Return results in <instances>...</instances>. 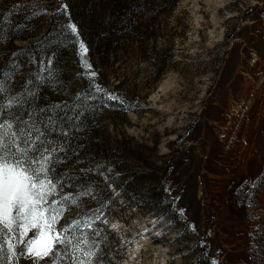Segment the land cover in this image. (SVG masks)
<instances>
[{
	"label": "rangeland",
	"instance_id": "1",
	"mask_svg": "<svg viewBox=\"0 0 264 264\" xmlns=\"http://www.w3.org/2000/svg\"><path fill=\"white\" fill-rule=\"evenodd\" d=\"M164 1L63 0L99 83L139 105L102 107L78 141L86 145L82 157L113 169L112 195L123 202L107 209V225L116 227L103 234L101 247L112 264H260L264 256L253 253L250 233H259L257 252H264V186L254 190L255 203L238 189L264 173V0H174L169 9ZM61 3L0 0V69L24 49L16 77L22 83L36 67L30 57L39 62L55 53V66L71 83L65 95L44 89L53 101L70 100L87 83L74 79L80 67L72 37L57 39L66 22L53 16ZM87 178L103 195L100 177ZM79 199L65 221L99 207ZM178 209L185 214L172 226ZM189 222L195 232L180 236ZM201 240L206 247L197 246Z\"/></svg>",
	"mask_w": 264,
	"mask_h": 264
},
{
	"label": "snow or ice",
	"instance_id": "2",
	"mask_svg": "<svg viewBox=\"0 0 264 264\" xmlns=\"http://www.w3.org/2000/svg\"><path fill=\"white\" fill-rule=\"evenodd\" d=\"M43 11L46 8L34 10V14ZM56 15L66 16L57 39L70 35L76 47L80 71L74 79L87 83L70 100L53 101L42 95L46 88L65 95L66 85L71 83L62 79L63 73L55 66V53L41 57L39 62L35 56L30 57L28 62L36 67L22 83H17L16 77L22 72L19 54L24 49L11 53L5 68L0 69V264H19L21 259H27L29 264L41 261L44 264H112L114 259L101 247L102 242L106 244L103 234L111 233L116 227L107 225V209L112 203L123 204L112 195V185L116 182L111 175L113 169L105 168L94 157H82L86 145L78 141L90 130L86 121L94 122L102 107L127 111L139 105L127 102L118 92H110L99 83V73L88 58L89 47L81 39L79 27L72 21L63 0L53 14ZM5 39L3 21H0V46ZM70 162L88 166L77 171L68 167ZM89 173L100 177L99 183L105 189L103 195L95 193L94 183L87 178ZM261 186H264V173L245 180L238 192L255 203L254 190ZM77 197L78 203L86 204L91 199L99 207L87 208L86 213L78 212L65 221L64 215L71 211ZM175 199L178 197L170 203ZM184 214V209L176 210L172 226L179 224ZM164 215H168V209ZM187 231L195 232V225L186 223L179 235ZM250 238L255 241L251 246L253 253L264 256V252H257L259 233H250ZM197 246L206 247L203 240ZM205 254L202 252V258ZM209 264H218V261L210 259Z\"/></svg>",
	"mask_w": 264,
	"mask_h": 264
},
{
	"label": "trees",
	"instance_id": "3",
	"mask_svg": "<svg viewBox=\"0 0 264 264\" xmlns=\"http://www.w3.org/2000/svg\"><path fill=\"white\" fill-rule=\"evenodd\" d=\"M156 0H153V2H149L147 5L148 6H151L153 3H155ZM165 3H163V8L164 9H169L170 7L172 8L173 7V3H174V0H166L164 1ZM124 7V6H122ZM132 23V22H131ZM63 24V22L60 23V25Z\"/></svg>",
	"mask_w": 264,
	"mask_h": 264
}]
</instances>
